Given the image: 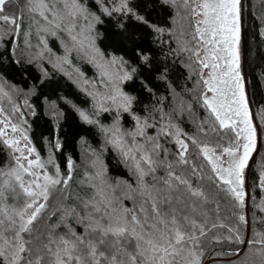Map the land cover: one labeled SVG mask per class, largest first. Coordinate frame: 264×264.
Segmentation results:
<instances>
[{"label": "snow or ice", "instance_id": "snow-or-ice-1", "mask_svg": "<svg viewBox=\"0 0 264 264\" xmlns=\"http://www.w3.org/2000/svg\"><path fill=\"white\" fill-rule=\"evenodd\" d=\"M178 2L191 17L198 18L192 34L197 46L184 50L190 51L200 66L205 86L200 95L212 118L211 131L217 132L219 139L229 132L233 134L227 146L219 140L212 144L189 136L171 120L156 136L147 134L153 125L147 118L136 115L133 108L136 98L123 90V84L132 81L138 69L123 56L106 58L96 44L98 34H95V25L104 21L89 10L84 0H0V41L9 37L13 56L20 48L18 41L22 39L31 49V38L35 36L38 47L42 46L36 55L42 59L46 52H51L45 37L63 32L71 43V47L65 45L66 53H83L97 68L105 91L90 90L88 95L102 111L115 106L116 121L101 130L106 143L116 148L130 165L137 181L135 188L127 184L118 195L121 185L108 183L101 166L94 174L85 173V180L79 181L91 193L75 195V205L65 203L72 195L68 191L75 171L71 158L64 173L52 155L42 159L28 128L24 127L27 120L20 107L13 104L10 112L0 107V143L10 150L11 156L10 165L0 167V264H203L204 241L217 228H226L231 234L226 239L238 245L247 243L249 250L259 246L257 252L264 256V232L254 233L245 242L239 226L217 223L210 213L218 212L219 205L215 209L208 207L214 201L203 187L207 179L239 208L245 205L244 172L256 149L257 133L250 118L240 67L241 0H161L171 6ZM95 3L109 18L119 14L116 25L119 29H125L124 21L133 19L154 33L165 31L139 13L138 0L135 3L95 0ZM135 53L141 63L150 64L147 53L139 48ZM70 63L66 54L57 57L53 67L69 74L63 65ZM204 69L209 70L207 78L203 76ZM41 71L47 75L46 69ZM164 78L162 73L160 79ZM84 84L91 88L95 82L85 80ZM0 96L11 101L2 84ZM24 105L31 107L27 100ZM123 113L135 122L133 131L121 129L118 118ZM31 114L34 116L35 111ZM79 116L89 125L97 123L85 111H80ZM199 131L208 134L203 126ZM162 136L171 138L177 146L172 160L159 142ZM190 144L196 149L195 155L210 167V175L205 174L204 163L197 164L192 159ZM49 147L59 151L62 145L57 139ZM97 162L98 158L91 161L94 168ZM50 165L54 171L49 170ZM161 169L164 175L159 176L157 172ZM193 178L199 182L197 186ZM260 185L264 187V172L260 173ZM125 199L132 201L131 207L124 204ZM53 201H59L54 209ZM53 216L57 217L56 222L46 224L43 229L38 226ZM238 221L247 224L243 214L238 215ZM73 223L82 230L77 231ZM61 226L65 230L58 232ZM212 239L219 241L220 237ZM239 251L237 248L228 255H239Z\"/></svg>", "mask_w": 264, "mask_h": 264}, {"label": "trees", "instance_id": "trees-1", "mask_svg": "<svg viewBox=\"0 0 264 264\" xmlns=\"http://www.w3.org/2000/svg\"><path fill=\"white\" fill-rule=\"evenodd\" d=\"M243 50L244 67L248 83V93L253 112L264 104V35L259 18L255 14V6L252 0H243ZM108 0H106V3ZM137 2V0H133ZM140 7L139 13L146 17L152 24L158 25L165 31L163 34L154 33L149 27L137 23L133 19L124 21L125 29L116 27L119 14H114L115 18H109L99 11V6L95 0H84L89 10L104 21L96 24L97 46L105 53L106 57L111 55L123 56L130 61L131 65L137 67V74L132 81L123 84V90L136 98L133 108L136 115L149 117L151 113L160 114L159 118H169L177 122L184 132L197 139L209 140L210 137H219L217 132L211 131V117L202 104L200 91L203 87L202 80L197 77V73L192 71L195 60L191 55L185 54L179 48L183 38L190 35V20L186 17V9L182 3L176 6L164 5L161 0H138ZM109 6H111L109 4ZM9 37L0 41V81L5 87L13 88L17 99L22 100V108L28 121L27 128L29 136L41 154L42 159L48 154L54 157L60 165L62 173L66 172L67 160L71 158L75 165L73 178L80 176L81 167L90 162L96 154L100 156L105 167L106 180L115 186L121 185L117 189L119 195L127 184L133 188L137 181L131 167L116 152V150L106 143V136L101 130L104 125L110 123L116 115L114 110L102 111L96 109L92 98L83 89L57 70L44 59L32 60L28 63L22 48L17 50L15 56L9 49ZM176 42L179 44L176 46ZM49 45L59 50L54 38L49 39ZM150 56V64H143L139 61L135 49ZM19 59L20 63H15ZM83 74L90 79H95V71L85 61L76 59ZM41 68L46 69L45 76ZM163 73L164 79H160ZM195 73V74H194ZM151 89V91H148ZM27 100L30 108L24 105ZM79 110H84L90 117L97 121L94 125L85 123L79 116ZM35 111L33 116L31 113ZM122 126L130 128L134 121L127 113L119 116ZM156 118V117H155ZM208 121V123H204ZM203 126L208 134L205 136L199 129ZM150 130H154L151 128ZM261 140L258 151H264V124L260 125ZM150 132V131H148ZM213 135V136H212ZM229 132L223 139H232ZM59 140L62 148L56 151L50 149L49 144ZM160 143L168 150V159H173L176 146L168 137H160ZM94 151L96 153H92ZM192 159L197 163H204L195 155L196 150L190 144ZM163 157V153H162ZM264 164V156L262 157ZM257 154L254 156L249 169V183L253 187V195L261 198V193L256 186L257 173ZM11 163V156L6 147L0 143V167L5 168ZM205 164V163H204ZM205 174L210 175V169L205 165ZM157 175H164L161 169ZM149 181L151 177L147 178ZM73 182V181H72ZM70 182L69 192L72 190L73 183ZM199 182L193 178L194 186ZM203 187L209 199L214 203L208 205L215 209L219 205L218 212L210 213L213 220L217 223H224L230 227H240V234L245 238L252 239L254 230L248 229L240 224L234 214V207H238L236 202L227 194L220 192L210 181L205 179ZM263 198V196H262ZM129 207L132 206L131 200H124ZM59 201H53V209ZM65 203H70V197ZM250 214L258 220L257 210L254 212L250 207ZM60 214L57 213V216ZM57 220L53 216L50 221L40 223L38 226L43 229L46 224ZM264 220V219H263ZM259 221V220H258ZM71 222V221H70ZM77 231L82 230L79 225L73 223ZM65 229L63 226L59 228ZM256 233V232H255ZM226 228H217L209 233L204 244H207L203 264H264V256L257 252L259 246L248 249L247 243L239 251V255H228L242 245L229 241L226 237L230 236ZM220 237V240H213L212 237ZM247 242V241H246ZM206 259H210L204 263Z\"/></svg>", "mask_w": 264, "mask_h": 264}, {"label": "rangeland", "instance_id": "rangeland-1", "mask_svg": "<svg viewBox=\"0 0 264 264\" xmlns=\"http://www.w3.org/2000/svg\"><path fill=\"white\" fill-rule=\"evenodd\" d=\"M252 2L254 3V6L256 8L255 14H256V16L259 18V20L261 22V25H262V33L264 35V0H252ZM243 10H244V1L241 0V42H240V57H241V60H240V67H241V74L244 77L245 94H246V97H247V102H248V107H249V112H250V118H251V121H252L253 126L256 128L257 141H256V149L252 153V156H251V158H250V160L248 162V167L245 169V172H244L245 192H246L245 205H244L243 209H241L239 207H234L233 210H234V214L236 215V218L237 219H238V215L239 214H243L245 216V218L247 220V224H242V225L245 227L246 231L248 232V229H253L254 230V233H255V232H264V220H263L264 219V210H262V209H264V187H262L260 185V173L261 172H264V164H263V160H262V157L264 156V151H260V152L258 151V147L260 145V142H261V140H263V137H262L261 131H260V125L261 124H264V104L262 106H260L259 109L256 110V112L255 111L253 112L252 105H251L250 98H249L248 83H247L246 74H245V67H244V50H243V33H242V31H243ZM187 16H188V18L190 20V24H191L190 25V29H191L190 35H188V37H186V38L185 37L183 38L182 43L179 46V48L185 54L187 53V54L191 55V57H193V59L195 60L196 58L194 56H192V53L190 51H186L184 49L185 48L191 49V48H194V47L197 46L196 41H194L192 39V34L194 33V30H195L194 29L195 20L198 19V18L191 17L189 15V11L186 9V17ZM95 34H97L96 30H95ZM45 38L48 41V47L51 49V52L50 53H47L46 52L45 55H44V57L42 59L46 60L47 62H49L51 60L52 62H49V63L53 66V63H55L57 57H62V56H64V55L67 54L68 57H69V60L71 61V63L68 64V65H63V67L66 70V72L69 73V74H65L64 71H60L58 68H56L57 70H59L60 72L64 73L66 76L70 77V79H72L78 85V87H80L85 92H87V94H88V91H90V90L91 91H97L99 93H103L105 91V88H104L103 84L101 83V78L99 76V72H98L97 68L92 63L89 62V58L87 56H85L83 53L78 54L76 51H71L69 53H66V51H65V45H67L68 47H71V43H70L69 37L66 35V33L58 32L56 36L47 35ZM50 38H54L55 39L56 45L59 47V50L58 51L56 49L52 48L49 45V39ZM18 43L20 44V48L23 49L24 54H25V57L27 59H31V60H41V58H37V55H36L40 51V48L42 47V46H39L38 47V38L37 37L33 36L31 38V44H32L31 49L27 48L23 44V40L22 39L20 41H18ZM178 44H179V42H178ZM178 44L176 42V46ZM202 55H203V52H201V56ZM106 58H110V57H106ZM76 59L83 60V61L87 62L92 67V69L95 71V75H96L95 79L87 78L84 74H83L82 77L77 74V71H76L77 69L79 70L80 73H83V72L79 69L78 65L74 62V60H76ZM192 71L196 72L197 73V77H199L201 79L200 66H199L198 63L195 62V65L193 66V70ZM208 71H209L208 69H204L203 70V76H204V78H207ZM85 80H88L90 82H95L94 86L90 88L89 86L85 85L84 84V81ZM0 84H2L1 81H0ZM202 84H203V82H202ZM3 87L5 88L6 91H8L10 93V95H11V101H9V99L7 97L0 96V107H3L6 112H10L13 104H15V105H17V106L20 107L21 111L24 113V119H26L25 112H24V110L22 108V100L20 101L19 99H17L16 94L13 91L14 90L13 88H10V87L8 88V87H5L4 85H3ZM202 91H205V86L204 85H203V87H202V89L200 91V94H201ZM209 95H211V93H209ZM90 97L92 98L96 109L100 110L96 106V101L93 99V97L92 96H90ZM200 99L202 101L201 95H200ZM109 105H110V102H109ZM111 110H114L115 113L117 112L115 106H111ZM80 111H84V110H79V112ZM207 113L210 116V113H209L208 110H207ZM159 114H160V111H158V114H155V115H154V113H151L149 117H145V116L144 117H141L140 116L142 119L143 118H147L148 123L150 125H153V127H149L147 129V134L150 135V136H156V134L160 130V128L163 125L167 124L169 122V120H171L169 118H165V119L164 118H159L157 116ZM116 119H117V116H115V118L110 123L104 125L103 128L111 127L113 125V123L116 121ZM118 119H119V124L121 126V129L123 131H133L134 130L135 122H134V124H133L132 127L125 128V127L122 126V123L120 121V118H118ZM171 123L174 124V125H176V126H178L182 130V132H184V130L180 127V125L177 122L171 120ZM27 124H28V121H27ZM27 124L24 125V127L27 128ZM151 128H153L154 130H150ZM148 131H150V132H148ZM189 136H191V135H189ZM232 136H233V134H232ZM126 139H128L129 142H131V138L130 137H126ZM138 139L141 142L143 141V138H138ZM170 140L173 141L171 138H170ZM198 140H200L202 142H209V143H212V144H215L219 140V143L221 145H223V146H227V144L229 143V140L227 138L226 139H219V137H214V136L213 137H210L209 140H204V139H198ZM159 142H160V138H159ZM173 143H174V141H173ZM114 149L116 150V152L118 153V155L121 157V155L119 154V152L117 151V149L116 148H114ZM7 151L10 154V150L7 149ZM176 151H177V146H176ZM91 152L93 154L96 153L94 151H91ZM256 154H257L256 166H257V173H258V179H257L256 186L258 187V189H259V191L261 193V198L260 199L254 197V195L252 193L253 187H251V185L249 183V169H250V165L252 163V160L254 159V156ZM49 155L50 154H48V156ZM48 156L45 157V158H43V159H47ZM97 158H98V162H97L96 167L94 168L92 166L91 161L92 160H96ZM200 159L202 160V158H200ZM225 159H227V157H225ZM204 163L206 165V162H204ZM101 166H103V168L105 169V167H104V165L102 163V160H101L100 156H98V155L95 154L93 156V158L90 160V162L85 163L81 167L82 173L80 174V176H78L75 179H73V182H72L73 183V186H72V190L70 192L72 194L70 196V203L72 205H75L76 204V201L73 198L75 195L79 194L81 196H84L86 193L87 194H90L91 193V189L86 188V187H82L81 184L79 183V181L85 180V173L94 174L95 171L98 168H100ZM7 167H5V168H7ZM208 168L210 169V167H208ZM49 170L50 171H54V169L52 168L51 165L49 166ZM105 178H106V176H105ZM262 196H263V198H262ZM124 204L126 206H128L127 203L124 202ZM250 207H253L254 212H256V210H257L258 213L257 212L256 213L258 215H260V217L258 218L259 221L258 220H255L254 216H252L250 214V209H251ZM54 222H56V221H54ZM57 231L58 232H63L60 229H57ZM247 240L248 239L245 238V242ZM206 246H207V244H204V251L206 250ZM243 246L244 245H242L239 248V250H242L243 249ZM209 260L210 259H206L204 263H207Z\"/></svg>", "mask_w": 264, "mask_h": 264}]
</instances>
